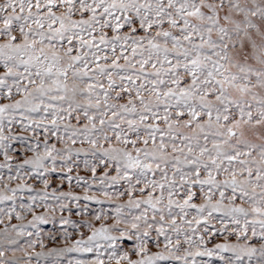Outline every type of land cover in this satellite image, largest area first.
<instances>
[{
	"label": "snow or ice",
	"instance_id": "snow-or-ice-1",
	"mask_svg": "<svg viewBox=\"0 0 264 264\" xmlns=\"http://www.w3.org/2000/svg\"><path fill=\"white\" fill-rule=\"evenodd\" d=\"M0 264H264V0H0Z\"/></svg>",
	"mask_w": 264,
	"mask_h": 264
}]
</instances>
